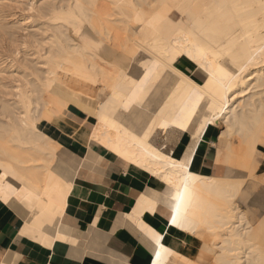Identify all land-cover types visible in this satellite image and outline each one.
I'll use <instances>...</instances> for the list:
<instances>
[{
	"label": "bare ground",
	"instance_id": "bare-ground-1",
	"mask_svg": "<svg viewBox=\"0 0 264 264\" xmlns=\"http://www.w3.org/2000/svg\"><path fill=\"white\" fill-rule=\"evenodd\" d=\"M107 161L141 174L122 214L148 264H200L204 245L264 264V0H0V203L66 240L76 180Z\"/></svg>",
	"mask_w": 264,
	"mask_h": 264
},
{
	"label": "crops",
	"instance_id": "crops-1",
	"mask_svg": "<svg viewBox=\"0 0 264 264\" xmlns=\"http://www.w3.org/2000/svg\"><path fill=\"white\" fill-rule=\"evenodd\" d=\"M214 136L215 128H209L203 136L205 138L199 143L198 152L202 161L197 172L200 174L208 175L214 170V152L210 146V141L214 139ZM101 167L99 172L87 171V175L78 178L75 182L67 214L62 215L61 222L63 223L60 222L58 229L59 233L66 235V240H60L54 236L48 240L49 242L39 240L40 232L30 231L24 221L25 216L22 214L26 212L20 213L13 205L10 206V203H8L9 206L6 205L7 203H0V262L6 261L9 264H148L151 254L148 243L143 239L139 230L122 214L131 209L135 194L142 189L141 174L137 171L134 173L125 170L112 161H107ZM86 188L88 189L87 194L81 198L80 191ZM100 206L101 214H93L95 208ZM144 218L156 228L162 229L164 225L160 218L149 215H145ZM92 221H95L93 225ZM88 225L94 227H88ZM77 231L79 235L75 234ZM175 236L188 243L191 240L190 236L179 232H176ZM71 243H75L74 246ZM99 245L101 246L98 247ZM81 251H83L82 256ZM213 253V248H208L199 258V263L210 264ZM176 264L182 263L177 262Z\"/></svg>",
	"mask_w": 264,
	"mask_h": 264
},
{
	"label": "rangeland",
	"instance_id": "rangeland-1",
	"mask_svg": "<svg viewBox=\"0 0 264 264\" xmlns=\"http://www.w3.org/2000/svg\"><path fill=\"white\" fill-rule=\"evenodd\" d=\"M215 128V127H214ZM216 129V128H215ZM215 137H216V131H215V136H214V139H215ZM213 139V140H214ZM186 140V139H185ZM86 153L87 152H84V153H82V156H83V158L84 157H86ZM214 173V171L211 173V174H213ZM208 248H210L208 245H204V246H202V248H201V250L198 252V254H197V258L199 259L203 254H204V252L208 249ZM213 252H214V249H213ZM177 262H179V263H182L181 261H179V260H177L176 262H174V263H172V264H176ZM183 264V263H182Z\"/></svg>",
	"mask_w": 264,
	"mask_h": 264
},
{
	"label": "snow or ice",
	"instance_id": "snow-or-ice-1",
	"mask_svg": "<svg viewBox=\"0 0 264 264\" xmlns=\"http://www.w3.org/2000/svg\"><path fill=\"white\" fill-rule=\"evenodd\" d=\"M171 223H172V224H175V223H176V218H175V216H173V218H172V220H171Z\"/></svg>",
	"mask_w": 264,
	"mask_h": 264
}]
</instances>
